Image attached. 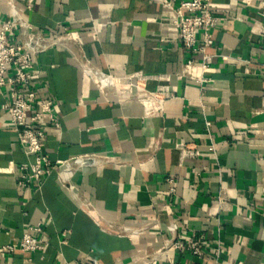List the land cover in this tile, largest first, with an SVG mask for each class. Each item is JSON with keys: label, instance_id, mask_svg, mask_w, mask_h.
<instances>
[{"label": "crops", "instance_id": "crops-1", "mask_svg": "<svg viewBox=\"0 0 264 264\" xmlns=\"http://www.w3.org/2000/svg\"><path fill=\"white\" fill-rule=\"evenodd\" d=\"M14 1L36 31L65 45L39 54L31 73L60 122L46 126L52 169L40 185L17 186L33 157L0 88V264L178 263L184 257L165 247L172 222L180 239L204 235L201 264H264V0H210L217 25L205 84L203 54L188 51L173 24L190 0H167L173 10L165 0ZM85 61L113 85L101 87ZM178 143L200 155L180 163ZM82 155L100 162L73 173L59 166ZM36 224L46 248L25 252L20 241Z\"/></svg>", "mask_w": 264, "mask_h": 264}, {"label": "built area", "instance_id": "built-area-1", "mask_svg": "<svg viewBox=\"0 0 264 264\" xmlns=\"http://www.w3.org/2000/svg\"><path fill=\"white\" fill-rule=\"evenodd\" d=\"M11 14L10 17L0 25V88L7 97L3 109L10 115V122L17 134V142L28 156L33 160L23 163L19 167V188L28 187L34 183L40 185L44 178L49 175L52 166L48 157L43 153V145L47 136V123L59 129L60 122L54 112V101L52 99L41 100L37 96L31 73L37 67V56L55 47L64 44V39L53 37L43 32L36 31L30 21H27L15 7L14 0L7 1ZM164 6L172 9L170 3L165 0ZM173 10V9H172ZM186 11L187 14L183 12ZM176 17L173 21L180 39L185 48L190 52H201L203 60L201 69L203 75L198 77L200 84H205L207 79L204 75L211 67L213 54L208 49L214 45L213 31L217 25L210 0H190L182 2L175 10ZM23 30L19 35L16 29ZM198 33L202 34L201 40ZM65 38H70L71 33L67 30ZM191 63V61H190ZM86 74L97 79L101 87L112 86L113 79L102 72L94 71L89 67L87 61L81 64ZM264 67V65H263ZM177 149L180 153V163L187 159H193L200 155L197 145L178 143ZM214 151V146H209ZM100 158L96 155H82L60 163L70 172H76L91 166H96ZM174 192V189L171 190ZM123 232L130 236L142 235L145 227L132 229L123 227ZM172 239L166 241L165 247H171L178 251L184 258L178 263L172 264H201L205 258L204 235L193 238L180 239L179 226L177 222L170 224ZM43 228L40 224L28 226L21 241L20 248L25 252L44 251L46 243L41 239ZM14 246L2 247V251L11 252ZM191 256V260L185 256Z\"/></svg>", "mask_w": 264, "mask_h": 264}]
</instances>
